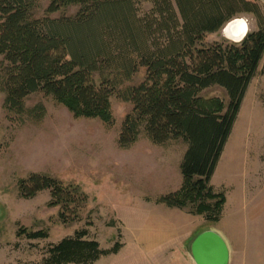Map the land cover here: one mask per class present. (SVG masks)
<instances>
[{
	"label": "trees",
	"instance_id": "obj_1",
	"mask_svg": "<svg viewBox=\"0 0 264 264\" xmlns=\"http://www.w3.org/2000/svg\"><path fill=\"white\" fill-rule=\"evenodd\" d=\"M40 1L0 0V91L7 112L41 121L45 106L29 109L26 100L43 93L75 117L112 125L111 98L118 94L133 104L120 147L130 148L142 134L161 146L187 145L183 184L158 203L219 222L227 198L211 182L264 58V7L254 0H148L153 8L140 17L136 3L142 0H50L48 14L80 6L74 18L52 19L36 17ZM245 14L256 18L258 28L242 41L205 44L208 34ZM140 68L146 69L143 82L122 88ZM214 86L226 91L228 104L203 96ZM19 190L25 198L49 190V206L60 207L66 224L81 219L89 200L78 184L39 173L20 179ZM25 233L30 239L49 236L44 230ZM87 234L51 244L39 264H95L122 248L117 242L104 250Z\"/></svg>",
	"mask_w": 264,
	"mask_h": 264
},
{
	"label": "rangeland",
	"instance_id": "obj_2",
	"mask_svg": "<svg viewBox=\"0 0 264 264\" xmlns=\"http://www.w3.org/2000/svg\"><path fill=\"white\" fill-rule=\"evenodd\" d=\"M254 1L264 7V0ZM49 5L50 0H41L36 17L74 18L80 10L72 5L48 14ZM136 7L138 16L144 17L153 4L142 0ZM238 18L246 20L249 32L258 28L253 15ZM223 28L208 34L205 44L235 42ZM145 77L146 69L140 68L122 88L138 85ZM96 81L100 83L99 75ZM203 96L228 104L226 91L218 86L204 90ZM4 101L0 91V264H39L51 244L83 230L88 233L85 239L98 241L104 250L122 244L117 254L103 256L95 264H196L192 243L210 229L227 242L229 264H264V58L211 182L227 198L219 222L194 214L191 208L158 203L162 196L180 190L187 145L172 141L161 146L142 134L130 148L120 147L122 126L133 104L118 94L111 98L112 125L75 117L43 93L26 100L29 109L45 106L39 122L8 113ZM33 173L78 184L89 197L81 219L63 223L60 207L49 206V190L23 197L19 180ZM40 230L49 236L30 239L25 233Z\"/></svg>",
	"mask_w": 264,
	"mask_h": 264
},
{
	"label": "water",
	"instance_id": "obj_3",
	"mask_svg": "<svg viewBox=\"0 0 264 264\" xmlns=\"http://www.w3.org/2000/svg\"><path fill=\"white\" fill-rule=\"evenodd\" d=\"M244 37L233 41L240 42ZM191 252L196 264L230 263V248L225 239L214 230H206L197 235L192 243Z\"/></svg>",
	"mask_w": 264,
	"mask_h": 264
},
{
	"label": "bare ground",
	"instance_id": "obj_4",
	"mask_svg": "<svg viewBox=\"0 0 264 264\" xmlns=\"http://www.w3.org/2000/svg\"><path fill=\"white\" fill-rule=\"evenodd\" d=\"M223 32L232 40L242 39L249 32V25L243 18H236L226 24Z\"/></svg>",
	"mask_w": 264,
	"mask_h": 264
},
{
	"label": "crops",
	"instance_id": "obj_5",
	"mask_svg": "<svg viewBox=\"0 0 264 264\" xmlns=\"http://www.w3.org/2000/svg\"><path fill=\"white\" fill-rule=\"evenodd\" d=\"M210 230H212V229H210ZM214 230V229H213ZM161 245V244H160ZM162 246V245H161Z\"/></svg>",
	"mask_w": 264,
	"mask_h": 264
}]
</instances>
